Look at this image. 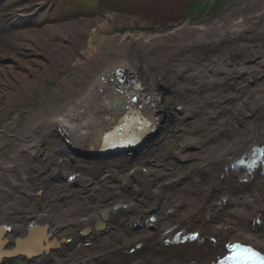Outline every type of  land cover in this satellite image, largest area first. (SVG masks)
<instances>
[{"label": "bare ground", "instance_id": "6f19581e", "mask_svg": "<svg viewBox=\"0 0 264 264\" xmlns=\"http://www.w3.org/2000/svg\"><path fill=\"white\" fill-rule=\"evenodd\" d=\"M211 1L217 13L227 0ZM124 20L108 13L44 31L20 20L22 47L0 44V264H212L228 240L264 251V170L237 163L264 143V0L165 29L114 30ZM61 29L71 36L58 42ZM117 65L142 71L139 83L117 90ZM83 75L81 89L69 87ZM45 78L66 100L41 103L13 130L10 113ZM135 91L165 124L155 139L102 158L70 148L101 143ZM116 95L123 102L109 110ZM179 229L200 238L167 242Z\"/></svg>", "mask_w": 264, "mask_h": 264}, {"label": "rangeland", "instance_id": "374dc122", "mask_svg": "<svg viewBox=\"0 0 264 264\" xmlns=\"http://www.w3.org/2000/svg\"><path fill=\"white\" fill-rule=\"evenodd\" d=\"M244 1L227 0L222 9L215 13L214 3L211 4V0H12L9 9L5 8L3 10L0 6V13L13 12L12 9H16L21 16L31 19L32 27L40 31H44V29L49 28L48 26L55 24H62L64 28L68 23L78 19H90L91 21L98 17L104 18L108 13L116 14L118 17L125 19L120 23H115L114 30L124 31L135 27L153 30L154 28L165 29L189 17L197 19L198 15L212 18L222 12L227 5L244 3ZM209 5L212 8H209ZM205 10L206 13L204 14L203 11ZM128 17H134V21L128 22ZM64 34L71 36L70 31L61 29L54 34V39L62 42L65 40ZM84 38H87V36L85 35ZM173 38L175 39V37ZM24 40L23 32L19 33L17 24H6V26L0 28V44L2 42V44L10 43L18 50L22 47ZM66 72H68V75ZM60 74L65 77H72L75 71L65 70ZM86 78L87 75L75 78L74 85L69 87L76 90L81 89L87 80ZM59 87L58 79L50 78L46 79L43 85L34 88L30 98L18 103L10 113V116L16 114V112L19 114L17 125L13 130H18L30 113L39 108L41 103L47 107L53 106V108H56L59 106L60 100H66V94L62 91L65 87L57 90ZM46 95L53 96L56 102L47 105ZM54 99L52 98V100Z\"/></svg>", "mask_w": 264, "mask_h": 264}, {"label": "water", "instance_id": "95a60500", "mask_svg": "<svg viewBox=\"0 0 264 264\" xmlns=\"http://www.w3.org/2000/svg\"><path fill=\"white\" fill-rule=\"evenodd\" d=\"M117 66L110 70L112 79L116 76L119 81V84L116 86L117 90H120L123 87L125 81H129V86L139 83V78L142 74L141 70V72L137 74H134V72L127 73L122 66ZM102 80H106V78L102 76ZM153 94L146 95L144 97L145 100L149 101ZM122 99L123 98L120 95L114 96L109 103V110L114 109L116 105L121 104L123 102ZM131 101L134 104L127 107V110L121 116L120 120L112 124V127L103 129L104 136L101 143H97L94 140L88 145H85L83 141L77 145H72L71 143L74 151L80 156L89 159L109 157L111 155L124 153L130 149L144 146L147 141L157 137L162 130L161 126H165V124L160 126L147 117L142 110L145 102L143 99L141 100V95L138 91L133 92L131 95ZM94 127L99 126L96 123L94 124Z\"/></svg>", "mask_w": 264, "mask_h": 264}, {"label": "snow or ice", "instance_id": "6c2138e0", "mask_svg": "<svg viewBox=\"0 0 264 264\" xmlns=\"http://www.w3.org/2000/svg\"><path fill=\"white\" fill-rule=\"evenodd\" d=\"M229 254L224 255L219 264H264V253L241 243L227 245Z\"/></svg>", "mask_w": 264, "mask_h": 264}]
</instances>
